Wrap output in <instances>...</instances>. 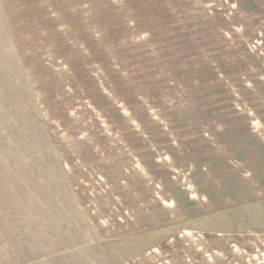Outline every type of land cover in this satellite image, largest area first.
I'll list each match as a JSON object with an SVG mask.
<instances>
[{
	"label": "rangeland",
	"instance_id": "1",
	"mask_svg": "<svg viewBox=\"0 0 264 264\" xmlns=\"http://www.w3.org/2000/svg\"><path fill=\"white\" fill-rule=\"evenodd\" d=\"M0 264H264V0H0Z\"/></svg>",
	"mask_w": 264,
	"mask_h": 264
}]
</instances>
